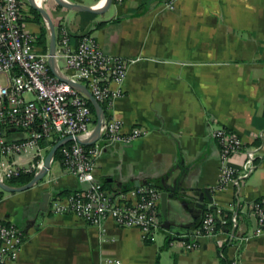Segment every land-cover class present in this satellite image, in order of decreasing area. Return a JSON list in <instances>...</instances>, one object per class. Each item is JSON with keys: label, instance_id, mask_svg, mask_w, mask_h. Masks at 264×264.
I'll list each match as a JSON object with an SVG mask.
<instances>
[{"label": "crops", "instance_id": "obj_1", "mask_svg": "<svg viewBox=\"0 0 264 264\" xmlns=\"http://www.w3.org/2000/svg\"><path fill=\"white\" fill-rule=\"evenodd\" d=\"M23 1L25 28L38 37L41 25L29 14V0ZM65 1L96 8L106 3ZM169 1L125 0L101 14L72 11L55 0L43 3L57 37L62 28L73 41L90 34L106 53L134 60L110 114L126 131L140 128L147 134L105 148L96 178L113 194L157 186L168 194L164 222L171 227L162 225L154 240H144L138 229L117 227L112 220L103 231L52 213L57 194L82 188L57 159L50 177L35 187L0 194V220L25 231L17 264H224L235 256L241 264H264V232L256 233L247 213L248 205L264 196V0H177L174 10ZM220 128L244 143L231 160L236 168L248 150H256L252 174L226 187H220V145L212 138ZM23 136L13 132L9 139ZM7 162L28 165L35 157ZM202 189H209L212 199L204 195L200 202ZM159 211L161 217L162 199ZM225 211L238 216L236 227L231 222L217 231L218 238H233L229 243L219 246L216 238L203 236L191 251L178 244L196 239L206 213L222 221Z\"/></svg>", "mask_w": 264, "mask_h": 264}, {"label": "built area", "instance_id": "obj_2", "mask_svg": "<svg viewBox=\"0 0 264 264\" xmlns=\"http://www.w3.org/2000/svg\"><path fill=\"white\" fill-rule=\"evenodd\" d=\"M124 1L113 0V3ZM176 1L168 2L169 10L175 9ZM25 13L23 0H0V180L4 182L23 175L35 176L44 167L46 150L53 147L50 142L57 143L68 136L87 140L96 125V113L89 98L51 72L49 48L44 51L38 45V37L25 28ZM55 58L67 78L89 89L102 105L105 119L100 139L93 145L85 146L74 140L59 149L64 170L76 177L82 188L65 197L54 198L52 213L77 217L103 231L105 222L112 220L117 227L138 229L144 240H154L162 228L160 189L145 184L113 194L96 178L98 161L105 148L117 142L130 144L147 134L140 128L126 131L124 123L110 114L114 98L123 95L128 65L134 60L106 53L90 34L73 41L67 28H62L57 37ZM68 70L71 73H67ZM13 132H22L24 136L9 139ZM212 138L220 145V187L247 179L256 169V150H248L243 166L236 168L231 160L242 151V139L224 128L215 130ZM32 155L35 157L32 164L7 162ZM52 181L53 178L48 180ZM247 213L256 233H263L264 196L249 204ZM217 218L212 212L206 213L196 231V239L181 240L178 244L191 251L199 247L203 236L215 237L219 246L229 243L233 238H218ZM221 222L227 223L226 220ZM231 222L235 227L238 225L237 214ZM24 243L25 231L21 226L0 220V264H17ZM229 264L241 263L235 256Z\"/></svg>", "mask_w": 264, "mask_h": 264}, {"label": "water", "instance_id": "obj_3", "mask_svg": "<svg viewBox=\"0 0 264 264\" xmlns=\"http://www.w3.org/2000/svg\"><path fill=\"white\" fill-rule=\"evenodd\" d=\"M56 3L66 9L72 10V11H77V12H90L94 14H101L105 12L112 4L113 0H106L105 5L102 8H96V7H90V6H85L81 4H72L69 2H66L65 0H55ZM30 5L33 9L37 10L44 22L46 23L49 31V67L51 72L53 73L54 76H56L60 81H63L65 83H68L72 87L80 90L82 93H84L90 100V103L92 104L95 113H96V125L95 128L91 134V136L87 140H80L79 138L74 139L71 136H68L59 142H57L51 150L48 152L45 162H44V167L43 169L36 174L33 179L28 182L27 184L24 185H19V186H13L9 185L7 182H4L0 180V190L3 192L7 193H18V192H24L27 191L36 185H38L40 182H42L46 176L48 175L49 171L51 170L52 162L58 152V150L63 147L65 144L72 142L74 140H77L80 144L85 145V146H90L96 143L101 136V127L103 124V121L105 119V112L102 107V105L94 98L92 93L89 91V89L78 82H74L67 78L59 69L55 55H56V48H57V31H56V26L55 23L48 12V10L41 4L39 5L36 0H29ZM202 192V196L199 198V201H203L204 195L210 197V190L209 189H202L200 190ZM161 199L163 200V212L161 213V222L162 225L166 228H170L171 226L166 224L164 222V218L166 217V202L168 200V194L167 193H161ZM212 199V198H211ZM49 202V196L47 195L46 200H45V207L47 206ZM215 238V237H214Z\"/></svg>", "mask_w": 264, "mask_h": 264}, {"label": "trees", "instance_id": "obj_4", "mask_svg": "<svg viewBox=\"0 0 264 264\" xmlns=\"http://www.w3.org/2000/svg\"><path fill=\"white\" fill-rule=\"evenodd\" d=\"M29 14L33 17V21L39 23L41 25V31L38 35V45L42 47V49L44 51H47L48 48H49V32L47 30V27L45 25V22L41 16V14L35 10V9H31L29 11ZM25 15L27 16V14L25 13ZM92 110L95 112L93 106L90 104ZM56 144V141H52L49 143V145L51 146H54ZM49 152V150H48ZM57 159H61V153H60V150H58L56 156H55V160ZM33 175H23L21 177H18V178H13V179H10L8 180V184L9 185H13V186H19V185H24V184H27L28 182H30L32 179H33ZM73 191H63L59 194H57L56 196L58 198H61L63 196H66V195H69L71 194ZM3 193V191H0V194ZM231 217H232V213L229 212V211H225L223 212V218L227 221V223L225 225L222 224L221 220L219 218H217V225H216V230L217 231H224L227 226H229L231 224ZM223 263L224 264H229V261L227 260H223Z\"/></svg>", "mask_w": 264, "mask_h": 264}, {"label": "bare ground", "instance_id": "obj_5", "mask_svg": "<svg viewBox=\"0 0 264 264\" xmlns=\"http://www.w3.org/2000/svg\"><path fill=\"white\" fill-rule=\"evenodd\" d=\"M36 1L38 2L39 5H41V4H43V2H44L45 0H36Z\"/></svg>", "mask_w": 264, "mask_h": 264}, {"label": "rangeland", "instance_id": "obj_6", "mask_svg": "<svg viewBox=\"0 0 264 264\" xmlns=\"http://www.w3.org/2000/svg\"><path fill=\"white\" fill-rule=\"evenodd\" d=\"M45 25H46V23H45ZM46 27H47V25H46ZM47 30H48V27H47ZM62 67H65V63L64 62H62ZM58 170H60V169H58ZM6 182H8V180H6Z\"/></svg>", "mask_w": 264, "mask_h": 264}]
</instances>
